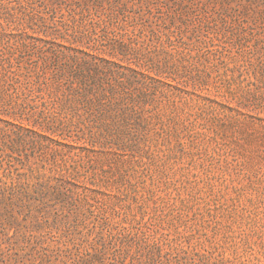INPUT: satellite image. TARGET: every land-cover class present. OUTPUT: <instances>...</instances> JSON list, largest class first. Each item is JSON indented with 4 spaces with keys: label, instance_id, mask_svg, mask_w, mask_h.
<instances>
[{
    "label": "rangeland",
    "instance_id": "374dc122",
    "mask_svg": "<svg viewBox=\"0 0 264 264\" xmlns=\"http://www.w3.org/2000/svg\"><path fill=\"white\" fill-rule=\"evenodd\" d=\"M180 1L194 12L181 11ZM1 2L2 26L31 25L37 37L58 45L56 53L65 58L59 57V64L76 54L91 69L121 79L124 69L118 66L137 63L159 71L154 75L159 80L142 88L146 102L136 104L142 118L136 143L103 137L74 143V136L48 128L58 120L52 109H44L40 122H34L43 109L40 103L58 102L57 95L49 87L37 91L34 76L30 82L24 76L17 82L16 76H1L0 67V102L37 105L32 119L0 110V179L9 182L24 173L34 182L54 168L77 172L80 181L102 192L5 197L0 264H96L81 257L97 253L103 244L106 252L98 264H111V242L135 231L140 236V228L157 230L169 241L170 260L185 249L181 264L198 260L197 252L206 255V264H264V0H82L90 13L85 20L73 0ZM108 14L118 15L123 32H102ZM40 16L43 20H35ZM5 17L14 21L7 25ZM38 43L32 48L29 38H13L1 41L0 51L13 68L16 61L23 67L26 53L29 59L46 54ZM4 228L8 233L37 228L50 247L55 249L58 239L64 251L43 259L31 247L21 248L22 236L8 240ZM73 244L79 248L65 251ZM137 251L129 245L121 264H133Z\"/></svg>",
    "mask_w": 264,
    "mask_h": 264
},
{
    "label": "trees",
    "instance_id": "16d2710c",
    "mask_svg": "<svg viewBox=\"0 0 264 264\" xmlns=\"http://www.w3.org/2000/svg\"><path fill=\"white\" fill-rule=\"evenodd\" d=\"M2 0H0V5ZM82 0H73L72 5L75 7H80L79 19L85 20L89 18L90 15L87 7H82ZM62 4L64 2H57ZM65 4V3H64ZM55 8H53L54 10ZM179 9L186 13L194 12V9H188L187 3H182L180 1ZM72 12L75 10L70 8ZM140 12V11H138ZM123 13V9H118V14ZM147 13H151L150 9H147ZM196 14V13H195ZM5 15L10 14L5 12ZM196 16V15H195ZM33 19V16H30ZM143 18V15L140 14ZM155 18H159L155 16ZM35 20H43V17H38ZM91 20V19H90ZM101 21L103 19H100ZM99 20V21H100ZM5 23L10 25L14 20L12 18L5 17ZM74 22V19L71 18ZM92 21V20H91ZM146 21V20H145ZM0 21V42L10 39L17 38L25 40L29 38L32 41V48H39L38 42H42L46 54L42 56L40 53L36 54L34 59H29L30 53H26L28 59L25 65L22 67L20 63L22 61L15 62V68H13V63L9 56L5 55V52L0 51V67L2 70L1 76L14 77L16 82L18 81V76H24L27 82L32 81V76L35 78V83H38L37 91L42 90V88L49 87L51 93L57 95L58 102H43L40 103L43 109L38 112V117L34 118V122H40L39 117L43 113L44 109H52L54 116L58 117L55 125H49L48 128L57 130L60 133L66 132L67 136H74L73 142L76 143L79 140H91L96 137L108 138V141H121L123 138L137 142L139 122L142 121L139 111L136 109V104H143L146 102L144 97L143 87H148L150 84L157 82L154 75H158L156 69L154 71L147 68L140 69L137 63H127L122 67L119 74L120 78L110 77L108 78L105 74H100L95 68L91 69V63L85 64L86 58L78 56L76 54H71L70 61L64 60L59 64V57L57 54V49L53 41H48L41 39L36 36L35 29L31 25L22 26L20 28H5ZM90 32L94 34L96 30V24L92 22ZM167 29L169 26L166 27ZM103 33H107L110 30L116 31L117 33L123 32L122 23L118 20L117 14L107 15L106 22H104L102 28ZM100 30V31H101ZM180 33V32H179ZM80 39V37H75ZM135 39L137 36L134 37ZM171 43L174 39L168 37V41ZM72 50V49H70ZM75 52L76 50L73 49ZM8 53H14L13 51H7ZM63 53V51H60ZM86 56L91 55L88 52H83ZM22 53H18L17 59L23 58ZM95 55H92L94 57ZM19 57V58H18ZM133 64L135 67H131ZM94 65H97L94 63ZM137 67V68H136ZM24 68L23 73H18V69ZM158 70V68H157ZM152 73L153 75H150ZM174 80V79H173ZM168 87L180 91L178 87H175L172 83L164 82ZM26 87L31 91V87L26 85ZM14 90H17L16 87ZM179 94V92H178ZM37 105L28 104L24 102L15 103V107L10 106L8 103L0 102V110L2 114H10L17 117L26 116L28 119H32L34 115L33 109ZM28 108V110H27ZM138 111V112H137ZM1 120V119H0ZM58 133V134H60ZM136 138V139H135ZM83 141V144H84ZM60 145L66 146L68 148H75L72 143L58 141ZM86 144V143H85ZM3 147H0V164L1 154L3 153ZM6 155H11L6 153ZM53 171V172H52ZM52 174H50L46 179L42 176H36L34 182L29 181L28 175L24 173H15V177L9 182L0 179V203H6L7 198L5 197H95L96 195H102V192L95 188L85 184L84 181L78 179L79 175L77 172L60 171V169H51ZM22 176V178H21ZM93 185L92 183H90ZM94 186V185H93ZM11 204V203H10ZM4 235L8 240L14 239L15 236H22L21 248L31 247L35 252L44 258H50L51 256H59L58 250H63L59 247V240L56 239V248L50 247L49 243L44 239L45 233H38V229L30 231H21L14 228L13 233H8V229L4 228ZM148 230L140 228V236L138 232L128 233V235L123 234L117 239L111 242L112 249V263L111 264H121L125 261L128 256V247L131 244L136 245L137 251L133 264H181L185 257V249H180L183 254H176L174 258L170 260L169 252L165 250V245L170 246L168 240L165 237L157 236V230L153 233H148ZM49 233V232H48ZM68 239L67 241H69ZM17 241V239H16ZM16 241L12 244L15 245ZM65 244L61 242L60 246ZM77 250L79 244H73L72 246L66 247ZM64 251V250H63ZM104 244L103 248L98 250V252L87 253L82 256L83 260L91 261L96 264L103 259L105 255ZM63 257L66 255L62 254ZM131 258H134L131 255ZM144 256L146 258L144 259ZM198 260L191 261L185 264H206L204 253L197 252ZM143 257V260H142ZM223 264V263H220Z\"/></svg>",
    "mask_w": 264,
    "mask_h": 264
}]
</instances>
